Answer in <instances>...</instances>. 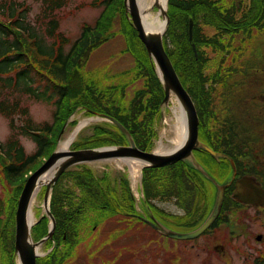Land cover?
I'll list each match as a JSON object with an SVG mask.
<instances>
[{
	"label": "trees",
	"instance_id": "16d2710c",
	"mask_svg": "<svg viewBox=\"0 0 264 264\" xmlns=\"http://www.w3.org/2000/svg\"><path fill=\"white\" fill-rule=\"evenodd\" d=\"M39 2L40 10L32 20H28L27 15L31 11L28 3L0 0V114L8 119L12 129L5 142H0V250L4 246L2 241H7L10 247V259L7 258V261L10 264H13L17 198L26 177L53 150L69 116L78 108L109 114L126 127L138 148L147 150L155 136L153 123L159 117V105L163 98L154 66L136 30L125 16L123 0H91L89 6L103 5L100 15L93 26L84 24L81 35L72 43L59 29L56 15L66 0ZM249 5L248 12L235 19L231 15V4L227 6L225 0H168L169 24L163 37L164 49L196 107L197 103L205 106L200 101L204 99L202 84L206 66L202 48L217 47L223 33L248 27L246 18L254 20L251 8H255L254 14L259 16L257 8L264 7V0H250ZM114 10L119 12L122 20L125 49L135 60L132 79L136 80L140 73L144 80L143 86L136 89L129 100L125 94L128 82L98 90L91 81L88 82L83 72L90 53L113 36L114 33L107 32V29ZM189 19L193 21L191 41L188 38ZM201 24L212 26L218 30V35L208 38ZM69 43L70 47L65 50ZM20 96L53 104L51 122H35L27 106L21 103ZM209 112L207 107L201 109V118L208 121ZM15 115L20 122H15ZM21 135L34 142L36 148L32 153L24 151L19 141ZM125 143L126 138L117 127L103 122L92 125L90 133L75 140L71 148ZM166 169L167 166L142 169L146 200L150 195L147 187L151 176L160 175ZM128 206L134 208L124 177L110 179L107 173L97 176L86 164L65 170L55 182L50 197L49 208L55 219V228L52 239L45 242V248L53 247L46 255L37 257L36 263L64 264L76 255L80 235H85L88 228L97 226L103 219L118 218L121 210H126ZM89 213L93 215L88 217ZM162 213L157 211L156 215L163 218ZM47 231L48 220L42 216L31 228L33 240L40 239Z\"/></svg>",
	"mask_w": 264,
	"mask_h": 264
},
{
	"label": "rangeland",
	"instance_id": "374dc122",
	"mask_svg": "<svg viewBox=\"0 0 264 264\" xmlns=\"http://www.w3.org/2000/svg\"><path fill=\"white\" fill-rule=\"evenodd\" d=\"M17 1H24L29 4L31 11L27 15L28 20H32L41 7L39 0ZM90 1L66 0L64 7L56 11L59 29L70 38V43L81 35L84 24L93 26L96 18L100 15L103 5L92 7L89 6ZM248 2L249 0H225L227 6L231 4V15L235 19H239L243 13L248 12L250 7ZM255 11V8H251V13L254 15L252 18L255 19L254 27H246L245 29L223 33L222 36L220 35V40L217 41V47L202 48L204 50L203 58L206 66L203 69L205 75L202 84V98L204 99H200V101L204 102L205 108L207 106L210 107L211 99L232 98L233 92L242 86L236 85L238 77L249 71V65L246 62H242L245 59V55H247L246 60L250 61L252 58L251 54H257V49L260 50L264 47V40L261 39L264 36V29H259L258 26V19L264 17V7L257 8L259 16L254 14ZM121 22L119 12L114 10L113 19L107 29V32L112 31L114 34L90 53L89 59L83 67V72L88 82L91 81L98 90L128 82L126 85H131L127 86L125 94L126 99L129 100L134 91L143 86L144 80L143 75L140 73L136 80L132 79L135 72L133 69L135 60L125 49L126 41L121 31ZM201 26V29L204 30L208 38L212 35H218L216 33L218 30L212 26L202 24ZM70 43L64 47L65 50H68L71 45ZM243 55L244 59H238V57H243ZM239 63L241 65H238ZM219 65L223 68H230L222 78L219 77L216 71ZM232 71L235 72L233 75H231ZM117 93H120L119 88H117ZM20 101L23 105L27 106L29 114L35 122H51L54 109L53 104L36 101L26 96H20ZM167 112L166 109L165 113ZM166 115L169 114L167 113ZM14 119L15 122H20L18 115H15ZM70 119H76L77 124L83 119H91L79 131L75 139L89 134L91 125L100 123L103 120L96 118L94 115H85L82 110L76 111ZM77 124L67 125L62 135L72 132ZM230 127L231 125L229 124L220 127L221 136L223 137V134L225 136L224 140H226ZM208 128L210 129V133L213 129H216V126L212 123L211 111L208 113ZM156 131L157 139L155 140L153 149L158 145V139L163 141L164 149L170 147L169 138L170 135H173L171 133L170 120L166 119L165 121L161 119L156 126ZM11 132L12 129L9 126L8 119L0 114V142H5ZM211 140L214 141L213 138ZM19 141L26 153H32L36 148L34 142L25 136H19ZM88 164L97 176H100L104 170L108 171L111 179L124 174L129 178L131 188L134 190L135 188L137 190L140 188V167L136 170L138 172L136 176H132L130 166L125 160L117 158L89 162ZM190 183L183 171L166 169L160 175L151 176L147 187L150 194L147 200L156 210H160L163 214H165L164 212L172 211L180 215L182 211L179 208H181L187 212V217L195 206L194 192H192ZM188 185L190 186L189 191ZM134 190L135 194L136 191ZM181 192L186 194L181 197ZM141 197L142 194L140 192L135 194L138 210H141L140 208H142L143 204ZM41 198V194H38L32 203L34 215L41 209ZM92 215V213H89L88 217ZM118 224L115 218H110L103 219L97 226L88 228L85 235H80L81 242L77 245L76 255L73 258L67 259L64 264H253L251 259L257 253L261 251L260 254H264V244L260 245L248 242L243 245L240 244L236 252L233 251L231 246H228V255L220 257L212 247L209 248L208 253L206 249L204 250V245L208 243L209 235L197 238L194 241L177 242L174 239L158 234L148 226L143 225L140 221L138 222L137 230H132V232H117L121 228L118 227ZM123 224H125L124 221ZM255 225L258 229L260 227L259 221H256ZM240 240L237 239L236 241L235 239L233 242L238 244ZM2 243L4 246L0 250V264H10L7 261V258L10 259L9 244L7 241H2ZM42 249L43 246L40 248V252L43 251ZM242 251H245L246 258L243 257L244 252L242 253Z\"/></svg>",
	"mask_w": 264,
	"mask_h": 264
},
{
	"label": "flooded vegetation",
	"instance_id": "af4514ba",
	"mask_svg": "<svg viewBox=\"0 0 264 264\" xmlns=\"http://www.w3.org/2000/svg\"><path fill=\"white\" fill-rule=\"evenodd\" d=\"M258 20L259 29H264V17H260ZM246 23L249 25L248 28L254 27L255 19L251 20L247 17ZM261 24L263 25L261 26ZM261 39L264 40V36ZM257 51V54H251L250 61L246 60L247 55L245 54V59L244 55L238 57V59H244L242 62L249 65V71L238 77L236 85L242 86L233 92L232 98L211 99L210 107L207 106L211 111L212 123L216 126V129H213L211 133L208 128V121L203 120L200 116V110L206 108L197 103L199 139L213 150L225 153L228 158H215L204 149L196 148L193 150V154L200 168L206 174L193 164H187L184 161H177L167 167L170 170L174 169L185 173L191 182L195 200L193 211L187 217V212L181 208H179L182 211L180 215L172 211L163 214L165 226L172 230L190 227L213 204L217 189L210 178H213L218 184H226L220 212L210 226L194 239H174L177 242H187L209 235L204 250L206 249L208 253L209 248L212 247L220 257L228 255V246H231L236 252L240 244L243 245L248 242L264 244V47L260 50L257 49ZM229 69V67L223 68L219 65L216 71L222 78ZM234 73L232 71L231 75ZM228 124L231 127L228 130V135H226V140H224L225 136L224 134L223 137L221 136L220 127ZM212 138L214 141L211 140ZM247 178L251 180L249 188H255V193L248 196L245 190L243 199L246 201H240L237 198L241 197L237 193L238 184ZM189 189L190 186L188 185V191ZM184 194L186 193L181 192L180 196L183 197ZM125 209L134 215L126 216L122 213L117 215L120 217L115 221L119 223L118 227H121L117 232L124 233L137 230L138 220H143L142 217H146V214L138 213L136 209L134 210L129 206ZM122 216L127 218H122ZM123 221H130V223L125 222L122 225ZM256 221H259L260 224L258 229L255 225ZM143 225H149L151 230L154 229L150 224ZM159 233L162 235L161 232ZM235 239L236 241L237 239L241 240L237 244L233 242ZM243 252V257L246 258L245 251ZM260 252L251 259L253 264L264 261V254H260Z\"/></svg>",
	"mask_w": 264,
	"mask_h": 264
},
{
	"label": "water",
	"instance_id": "95a60500",
	"mask_svg": "<svg viewBox=\"0 0 264 264\" xmlns=\"http://www.w3.org/2000/svg\"><path fill=\"white\" fill-rule=\"evenodd\" d=\"M168 1V0H167ZM166 1V4H167ZM137 0H123L124 11L127 19L137 31V34L142 41L148 58L154 66V70L158 76L163 89V98L159 105L161 117L165 118V111L168 108L169 102H175L172 106L173 117L175 121L174 109L180 108L185 117L186 128V141L176 149L169 150H141L131 137L128 130L113 116L106 113H99L92 109H85L91 115H97L102 121L114 125L125 136L126 143L124 145H106L94 148H80L65 150L58 149V141L64 132L65 127L71 121V116L65 121L56 141V144L45 159L29 176L25 179L21 192L17 199L15 209V233H14V247H13V264H36V258L42 256L43 252L39 249L41 245L47 240L52 239L53 230L55 227V220L50 212V197L53 186L58 177L68 168L78 164H88L89 162L110 160V159H136L141 161L139 166V180L141 183L142 168L143 167H162L172 164L176 161H184L187 164H193L196 168H200L199 163L196 161L192 151L195 148H202L209 152L213 157H226L228 156L222 152H218L210 148L207 144L198 138V116L196 113L193 101L188 92L183 87L163 45V35L169 23V16L166 8L162 10L161 17L163 19V27L160 31L146 29L143 24L141 13L137 7ZM158 7V4L153 3V8ZM192 19L188 23V37L192 40ZM192 47L195 53L194 44ZM177 105L176 107H174ZM78 125V124H77ZM73 140L71 141V143ZM70 146V145H69ZM138 167V168H139ZM205 174L206 172L202 170ZM216 185V196L213 206L207 216L193 229L189 231L172 230L165 226L161 220L155 217L145 203L148 218L142 219L154 227L162 234L175 238V239H190L202 233L217 217L222 197L223 189L226 184H218L213 178H210ZM251 180L245 179L238 184V191L241 197H237L240 201L244 200L245 190L248 196L255 193V188H249ZM141 185V184H140ZM43 189L41 209L38 215L33 220L30 219V210L32 203L36 196ZM257 189V188H256ZM33 210V209H32ZM34 214V213H33ZM45 216L48 220L47 234L37 241H33L31 235L32 226L42 217Z\"/></svg>",
	"mask_w": 264,
	"mask_h": 264
},
{
	"label": "bare ground",
	"instance_id": "6f19581e",
	"mask_svg": "<svg viewBox=\"0 0 264 264\" xmlns=\"http://www.w3.org/2000/svg\"><path fill=\"white\" fill-rule=\"evenodd\" d=\"M167 0H137V7L138 10L141 13V18L143 21L144 26L146 29L154 30V31H160V29L163 27V19L161 17V12L163 9H168V1ZM157 3L158 7L153 8V3ZM169 24V23H168ZM168 27V26H167ZM135 30V28H134ZM175 104L173 102L172 106ZM175 105L174 107H176ZM173 108V107H172ZM175 114V121L172 123L173 128V138H170V147H167L166 149L173 150L177 147L181 146L186 141V128H185V117L183 115V111L178 109H174ZM96 116V118L100 119L99 116ZM91 119H83L79 121L78 125L75 127V129L70 133H64L61 138L58 141V149L65 150L69 147L71 144V141L75 139V137L78 135L79 131L89 122ZM163 143L159 142L156 151L165 150L163 147ZM126 163L130 166L131 175L136 176V170L140 165L141 161L136 159H126ZM30 219H34L33 210H30Z\"/></svg>",
	"mask_w": 264,
	"mask_h": 264
}]
</instances>
